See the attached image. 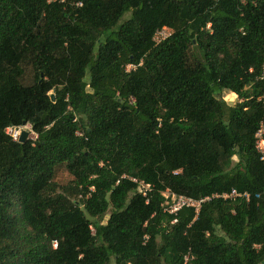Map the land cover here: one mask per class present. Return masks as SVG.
<instances>
[{
    "label": "trees",
    "instance_id": "16d2710c",
    "mask_svg": "<svg viewBox=\"0 0 264 264\" xmlns=\"http://www.w3.org/2000/svg\"><path fill=\"white\" fill-rule=\"evenodd\" d=\"M263 73L264 0H0V264H264Z\"/></svg>",
    "mask_w": 264,
    "mask_h": 264
},
{
    "label": "built area",
    "instance_id": "2783aa9c",
    "mask_svg": "<svg viewBox=\"0 0 264 264\" xmlns=\"http://www.w3.org/2000/svg\"><path fill=\"white\" fill-rule=\"evenodd\" d=\"M170 33L169 29L162 27L158 30H156L154 34V41L158 42L160 39L164 38ZM264 79V73L261 76ZM258 99L263 103L264 105V91L262 94L258 97ZM24 127V125H20L17 127H7L6 132L10 134L14 139H18V136L21 132V129ZM10 131H13L10 133ZM262 132H263V126H261L258 131L256 132V148L261 152V159H264V141L262 139ZM140 188L141 187H148V184H144L143 182H139ZM164 195V202L162 203L163 209L169 213H176L178 209H180L182 206H191L194 208V210L197 212L200 207V203L206 199L207 197L204 198H199V199H194L185 195H180V194H175L171 192L169 189H166L163 193ZM245 196L248 197L247 193H239L235 189H231L229 192H224L222 194H216L215 196H221L223 198H234L236 196ZM188 256V255H187ZM187 256H185V260L187 259Z\"/></svg>",
    "mask_w": 264,
    "mask_h": 264
},
{
    "label": "rangeland",
    "instance_id": "374dc122",
    "mask_svg": "<svg viewBox=\"0 0 264 264\" xmlns=\"http://www.w3.org/2000/svg\"><path fill=\"white\" fill-rule=\"evenodd\" d=\"M130 67L131 65H127V69H129ZM219 95L222 99H224L229 104H232L236 100L235 94L229 91H221ZM23 129L29 132L28 137H32V138L35 137L34 132L31 130V128L28 125H24V127L21 130ZM12 132L13 131H10V133ZM56 178L60 183H64L68 178L66 171L63 168H59L57 171ZM106 217H107V213L104 215L102 220L104 221Z\"/></svg>",
    "mask_w": 264,
    "mask_h": 264
},
{
    "label": "water",
    "instance_id": "95a60500",
    "mask_svg": "<svg viewBox=\"0 0 264 264\" xmlns=\"http://www.w3.org/2000/svg\"><path fill=\"white\" fill-rule=\"evenodd\" d=\"M50 99L54 100V94L53 93L50 94ZM28 134H29V132L27 130H24V129L21 130V132L18 136V141H21V142L25 141L26 138L28 137Z\"/></svg>",
    "mask_w": 264,
    "mask_h": 264
}]
</instances>
